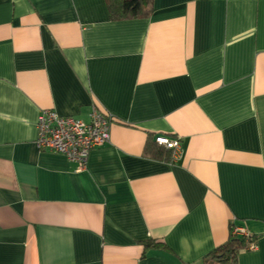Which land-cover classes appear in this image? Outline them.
I'll use <instances>...</instances> for the list:
<instances>
[{
    "label": "crops",
    "instance_id": "0c3cea01",
    "mask_svg": "<svg viewBox=\"0 0 264 264\" xmlns=\"http://www.w3.org/2000/svg\"><path fill=\"white\" fill-rule=\"evenodd\" d=\"M92 105L85 167L37 148L42 110ZM232 226L264 264V0H0V264H197Z\"/></svg>",
    "mask_w": 264,
    "mask_h": 264
},
{
    "label": "built area",
    "instance_id": "2783aa9c",
    "mask_svg": "<svg viewBox=\"0 0 264 264\" xmlns=\"http://www.w3.org/2000/svg\"><path fill=\"white\" fill-rule=\"evenodd\" d=\"M111 120L112 114L101 111L96 105L91 106L88 121L44 109L37 117L35 145L38 149L61 153L83 168L90 151L109 141ZM155 141L170 149L175 159L180 157L179 137L159 134L155 136ZM232 233L249 235L240 226H232ZM249 248L255 249V243H251Z\"/></svg>",
    "mask_w": 264,
    "mask_h": 264
},
{
    "label": "trees",
    "instance_id": "16d2710c",
    "mask_svg": "<svg viewBox=\"0 0 264 264\" xmlns=\"http://www.w3.org/2000/svg\"><path fill=\"white\" fill-rule=\"evenodd\" d=\"M109 15L113 19H126L145 16L151 11L152 0H105ZM147 143L145 149L156 155V148ZM254 234H234L232 228L229 237L220 245L207 252L197 264H237V258L242 250L249 249L251 243H256ZM156 242H145L146 246Z\"/></svg>",
    "mask_w": 264,
    "mask_h": 264
}]
</instances>
